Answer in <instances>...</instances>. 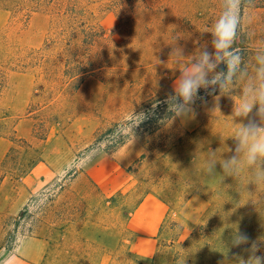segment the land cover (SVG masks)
Listing matches in <instances>:
<instances>
[{"label":"rangeland","instance_id":"1","mask_svg":"<svg viewBox=\"0 0 264 264\" xmlns=\"http://www.w3.org/2000/svg\"><path fill=\"white\" fill-rule=\"evenodd\" d=\"M48 1L30 11L35 2L23 0L19 12L0 3V256L28 237L47 240L45 264L264 256V184L253 182L264 160L238 177L221 168L243 124L264 127L262 113L235 114L260 82L264 0L243 8L233 82L199 90L193 111L174 119L164 101L200 52L214 50L223 0ZM67 5L77 14L68 27ZM80 59L90 71L73 90L63 71ZM133 113L146 115L136 138ZM143 206L148 220L162 221L151 237L135 216ZM238 233L246 244H233Z\"/></svg>","mask_w":264,"mask_h":264},{"label":"clouds","instance_id":"2","mask_svg":"<svg viewBox=\"0 0 264 264\" xmlns=\"http://www.w3.org/2000/svg\"><path fill=\"white\" fill-rule=\"evenodd\" d=\"M250 3L251 0H223L222 14L212 30L214 50L203 49L200 52L199 59L191 65L190 70L181 73L175 82L173 93L169 94L164 101L168 106L167 110L173 114V119L187 116L193 111L191 105L197 99H203L199 96V90L204 89L207 94H213L208 93L209 88L214 90L218 87L223 91L233 82L242 63V57L233 51V44L245 19L243 8ZM217 59L225 65L226 70L216 71ZM257 62L259 65L257 79L260 82L243 92L242 102L235 110L237 116L248 117L254 111L264 114V56H258ZM209 72L215 75L209 78ZM133 115L139 118V123L133 128L135 137L134 129L146 118V115L144 113H133ZM234 140L236 154L223 161L221 168L225 176L238 177L242 167H251L256 165L258 160H264V127L251 120L240 127ZM203 171L206 175L213 176L215 161L208 162ZM253 182L258 186L264 184V164L255 174ZM247 242L248 237L243 233H238L233 240L235 246ZM243 262L244 264H264V256L253 255Z\"/></svg>","mask_w":264,"mask_h":264},{"label":"crops","instance_id":"3","mask_svg":"<svg viewBox=\"0 0 264 264\" xmlns=\"http://www.w3.org/2000/svg\"><path fill=\"white\" fill-rule=\"evenodd\" d=\"M144 207V206H143ZM145 209L142 207H139L136 210L135 216L138 214L143 217V220L141 222L144 226H149L145 228V232L149 233L148 236H153L160 228L161 225V219L153 220V219H147L148 215L143 210ZM146 218V220H144ZM143 229L138 230L137 232H141ZM49 244L47 240H45L42 237H28L23 240H21L17 245H15V248H13L10 251H7L6 253L2 254L0 256V264H45V261L47 259Z\"/></svg>","mask_w":264,"mask_h":264},{"label":"trees","instance_id":"4","mask_svg":"<svg viewBox=\"0 0 264 264\" xmlns=\"http://www.w3.org/2000/svg\"><path fill=\"white\" fill-rule=\"evenodd\" d=\"M44 1L45 0H32V2H35L36 6H33V7H31V9H28V10L31 11V10L38 9L40 6H43L42 2H44ZM50 1H52L53 4L54 3L57 4V2L59 0H49L48 2H50ZM20 2H23V0L19 1L18 3H15V0H0V3L2 4V6H4V7H7V6L13 7L14 6V9L17 10L18 12L25 9V8L21 7ZM51 7H52V5H51ZM47 8H49V7H47ZM75 10H76L75 6H71V5L66 6L65 13L68 14L67 15L68 19H67V23H65V24L67 25V27L69 26L68 24L74 23L73 21H74V18L77 16V14L76 13L73 15H70V14H72ZM82 63H83V61L81 59H80V61L77 60L74 65L67 67V69H64V71H63V76L69 80H72L71 84H72L73 90L78 89V87L82 83L84 77L90 71V69H86L85 67H83ZM67 66H68V62H67ZM167 117L172 118L173 114L169 112L167 114ZM113 126L117 127L118 125L114 124ZM109 132L110 131L107 130L105 134H107ZM122 144H123V142L119 141L116 146H121ZM21 214H23V212H21Z\"/></svg>","mask_w":264,"mask_h":264}]
</instances>
